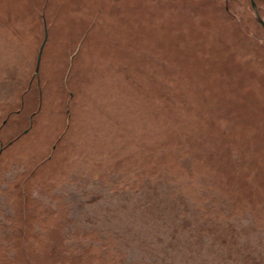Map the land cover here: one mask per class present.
I'll list each match as a JSON object with an SVG mask.
<instances>
[{
	"label": "rangeland",
	"instance_id": "rangeland-1",
	"mask_svg": "<svg viewBox=\"0 0 264 264\" xmlns=\"http://www.w3.org/2000/svg\"><path fill=\"white\" fill-rule=\"evenodd\" d=\"M263 24L0 0V264H264Z\"/></svg>",
	"mask_w": 264,
	"mask_h": 264
},
{
	"label": "water",
	"instance_id": "water-1",
	"mask_svg": "<svg viewBox=\"0 0 264 264\" xmlns=\"http://www.w3.org/2000/svg\"><path fill=\"white\" fill-rule=\"evenodd\" d=\"M264 25V24H263ZM41 50V49H40ZM40 53V52H39ZM38 61H39V56L37 58V64H36V70H37V67H38Z\"/></svg>",
	"mask_w": 264,
	"mask_h": 264
}]
</instances>
